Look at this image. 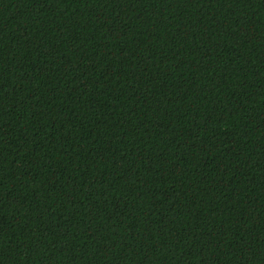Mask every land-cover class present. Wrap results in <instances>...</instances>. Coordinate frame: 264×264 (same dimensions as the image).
I'll return each instance as SVG.
<instances>
[{
  "label": "trees",
  "instance_id": "16d2710c",
  "mask_svg": "<svg viewBox=\"0 0 264 264\" xmlns=\"http://www.w3.org/2000/svg\"><path fill=\"white\" fill-rule=\"evenodd\" d=\"M0 264H264V0H0Z\"/></svg>",
  "mask_w": 264,
  "mask_h": 264
}]
</instances>
